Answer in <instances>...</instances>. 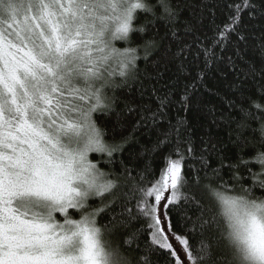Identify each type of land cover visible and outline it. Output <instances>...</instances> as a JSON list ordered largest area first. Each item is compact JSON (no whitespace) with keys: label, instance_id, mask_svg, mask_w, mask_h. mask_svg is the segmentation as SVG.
I'll return each mask as SVG.
<instances>
[{"label":"snow or ice","instance_id":"obj_1","mask_svg":"<svg viewBox=\"0 0 264 264\" xmlns=\"http://www.w3.org/2000/svg\"><path fill=\"white\" fill-rule=\"evenodd\" d=\"M162 258L264 264V0H0V264Z\"/></svg>","mask_w":264,"mask_h":264},{"label":"trees","instance_id":"obj_2","mask_svg":"<svg viewBox=\"0 0 264 264\" xmlns=\"http://www.w3.org/2000/svg\"><path fill=\"white\" fill-rule=\"evenodd\" d=\"M218 21L220 19H223L222 16L218 13L217 16ZM208 22L205 21V24ZM141 68L144 67L143 62H141ZM170 75V73L168 74ZM208 84L210 87H218L220 89L221 94L226 90L223 85H220L217 83V81L214 79V73L213 70H209L208 75ZM197 101L199 102L197 104ZM218 97L210 94L205 89L201 88L199 93L197 94L196 99L193 101V108L192 110L187 114V119L189 121V124L192 126H198L204 123V112H206L208 109L212 108L214 105L217 104ZM201 109L203 111H201ZM178 115L180 117H184L185 113L183 111L179 112ZM173 118L177 116V113L173 111L172 113ZM226 135V134H225ZM142 142H147V138L141 136L140 137ZM157 167H159V162H157ZM161 264H163V258L161 259Z\"/></svg>","mask_w":264,"mask_h":264}]
</instances>
